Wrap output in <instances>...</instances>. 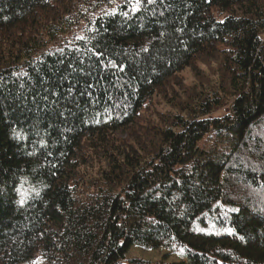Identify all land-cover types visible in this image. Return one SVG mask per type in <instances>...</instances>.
Segmentation results:
<instances>
[{
	"label": "trees",
	"instance_id": "1",
	"mask_svg": "<svg viewBox=\"0 0 264 264\" xmlns=\"http://www.w3.org/2000/svg\"><path fill=\"white\" fill-rule=\"evenodd\" d=\"M263 33L264 0H0V264H264Z\"/></svg>",
	"mask_w": 264,
	"mask_h": 264
},
{
	"label": "rangeland",
	"instance_id": "2",
	"mask_svg": "<svg viewBox=\"0 0 264 264\" xmlns=\"http://www.w3.org/2000/svg\"><path fill=\"white\" fill-rule=\"evenodd\" d=\"M213 14L217 21H222L224 18V15H218L215 11H213ZM260 37L264 39V33L261 34ZM203 67L204 66H201V68ZM210 70H213V67H211ZM182 76H183L182 78L186 80L185 83L187 85H190L194 81L191 75L189 74V71L183 72ZM222 112L223 110H220L216 113H213L212 115L215 116ZM38 190H39L38 185L34 183H30L27 180H21L12 191L14 201L17 204L21 205L20 204V200L22 198L21 194H23V198L26 201L27 199L33 197ZM179 252L172 254L164 249L142 250L140 248L132 247L129 251V254L136 256L137 258H141L143 260L151 261L152 263L155 264H161V263L168 264V263L180 261Z\"/></svg>",
	"mask_w": 264,
	"mask_h": 264
},
{
	"label": "snow or ice",
	"instance_id": "3",
	"mask_svg": "<svg viewBox=\"0 0 264 264\" xmlns=\"http://www.w3.org/2000/svg\"><path fill=\"white\" fill-rule=\"evenodd\" d=\"M144 2V0H130V6H131V12L132 13H136L139 9L141 4ZM147 4H154L156 3V0H146ZM160 2L162 3L163 0H160ZM106 14H111V15H116L117 14V9H113L111 13H106ZM124 15L126 16L127 13H124ZM142 51L147 52L148 48L145 47L142 49ZM121 71L123 70V68L120 69ZM37 195H39V193H37ZM22 198L20 200V204L21 206H23V204L25 203V199L23 198V194H21ZM233 211H236L235 209H233ZM229 234H232V229H228ZM32 264H42V262L37 259L34 260L32 262Z\"/></svg>",
	"mask_w": 264,
	"mask_h": 264
}]
</instances>
